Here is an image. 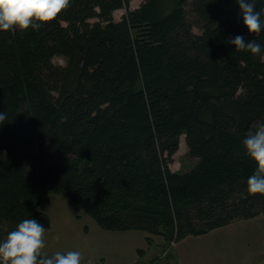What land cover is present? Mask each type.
Segmentation results:
<instances>
[{"label": "trees", "instance_id": "obj_1", "mask_svg": "<svg viewBox=\"0 0 264 264\" xmlns=\"http://www.w3.org/2000/svg\"><path fill=\"white\" fill-rule=\"evenodd\" d=\"M132 1L70 0L37 29L0 32V238L23 218L50 228L52 194L165 247L264 215L242 144L264 121V59L229 43L264 45V31L248 33L236 0ZM182 136L196 162L172 171Z\"/></svg>", "mask_w": 264, "mask_h": 264}, {"label": "clouds", "instance_id": "obj_2", "mask_svg": "<svg viewBox=\"0 0 264 264\" xmlns=\"http://www.w3.org/2000/svg\"><path fill=\"white\" fill-rule=\"evenodd\" d=\"M244 26L250 34L264 31V8H257V0H236ZM70 0H0V32L21 33L47 24L67 9ZM236 51H246L264 59V45L243 34L230 38ZM6 119L0 112V122ZM246 154L256 167L247 177V191L264 194V121H257L242 140ZM45 226L37 219L23 218L14 229L0 238V264H82L79 249L57 250L51 255L45 249Z\"/></svg>", "mask_w": 264, "mask_h": 264}, {"label": "rangeland", "instance_id": "obj_3", "mask_svg": "<svg viewBox=\"0 0 264 264\" xmlns=\"http://www.w3.org/2000/svg\"><path fill=\"white\" fill-rule=\"evenodd\" d=\"M142 2L143 0H133L130 9L138 8ZM125 13V9L114 12V19L119 21ZM194 31L201 32L197 28ZM53 62L62 66L66 63L60 56L54 57ZM195 162L188 155L185 136H182L170 168L172 171L183 172ZM40 210L51 219L50 228H45L44 251L49 255L57 250L79 249L82 252V264H176L173 252L175 243L165 247L163 238L158 235L103 230L79 205L62 195L52 194L50 202L40 206ZM147 237L151 238L149 243ZM139 250L143 251L142 255L138 254ZM97 252L102 257L105 256L106 263L104 257L90 256Z\"/></svg>", "mask_w": 264, "mask_h": 264}, {"label": "crops", "instance_id": "obj_4", "mask_svg": "<svg viewBox=\"0 0 264 264\" xmlns=\"http://www.w3.org/2000/svg\"><path fill=\"white\" fill-rule=\"evenodd\" d=\"M174 252L177 264H264V215L186 237L174 244Z\"/></svg>", "mask_w": 264, "mask_h": 264}]
</instances>
